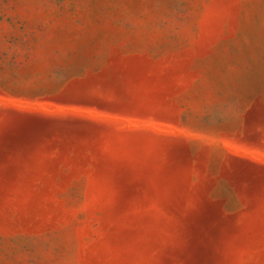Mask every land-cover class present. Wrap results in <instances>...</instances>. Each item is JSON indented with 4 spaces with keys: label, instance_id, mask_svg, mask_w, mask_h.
I'll list each match as a JSON object with an SVG mask.
<instances>
[{
    "label": "rangeland",
    "instance_id": "rangeland-1",
    "mask_svg": "<svg viewBox=\"0 0 264 264\" xmlns=\"http://www.w3.org/2000/svg\"><path fill=\"white\" fill-rule=\"evenodd\" d=\"M7 109L104 128L0 147V264H264V0H0Z\"/></svg>",
    "mask_w": 264,
    "mask_h": 264
},
{
    "label": "water",
    "instance_id": "water-1",
    "mask_svg": "<svg viewBox=\"0 0 264 264\" xmlns=\"http://www.w3.org/2000/svg\"><path fill=\"white\" fill-rule=\"evenodd\" d=\"M2 112L8 122L0 129V147L9 150L25 149L56 136L87 134L104 128L81 114H46L19 109ZM228 177L236 183L253 186L264 181V165L248 159H237L231 162Z\"/></svg>",
    "mask_w": 264,
    "mask_h": 264
},
{
    "label": "bare ground",
    "instance_id": "bare-ground-1",
    "mask_svg": "<svg viewBox=\"0 0 264 264\" xmlns=\"http://www.w3.org/2000/svg\"><path fill=\"white\" fill-rule=\"evenodd\" d=\"M236 160H237V159L233 158L232 162H233V161H236ZM262 184H264V181H263V182H260V183H257V184H255V185H253L252 187H253V188H259V187L263 186Z\"/></svg>",
    "mask_w": 264,
    "mask_h": 264
},
{
    "label": "trees",
    "instance_id": "trees-1",
    "mask_svg": "<svg viewBox=\"0 0 264 264\" xmlns=\"http://www.w3.org/2000/svg\"><path fill=\"white\" fill-rule=\"evenodd\" d=\"M83 116L89 117V116H87V115H83Z\"/></svg>",
    "mask_w": 264,
    "mask_h": 264
}]
</instances>
